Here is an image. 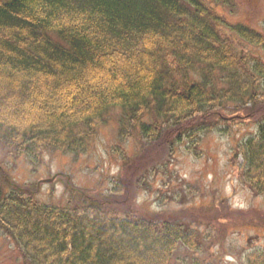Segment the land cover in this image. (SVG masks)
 I'll use <instances>...</instances> for the list:
<instances>
[{
  "label": "trees",
  "instance_id": "1",
  "mask_svg": "<svg viewBox=\"0 0 264 264\" xmlns=\"http://www.w3.org/2000/svg\"><path fill=\"white\" fill-rule=\"evenodd\" d=\"M261 26L230 23L204 0H0V143L33 165L44 151L82 153L118 108V139L133 128L138 153L153 149L136 171L164 145L196 151L202 134H225L218 123L229 107L262 109L234 157L240 182L264 198V60L249 52H264ZM111 188L58 206L0 170V232L24 264H171L179 245L198 248L176 220L108 211L122 193ZM243 264H264V251L245 252Z\"/></svg>",
  "mask_w": 264,
  "mask_h": 264
},
{
  "label": "rangeland",
  "instance_id": "2",
  "mask_svg": "<svg viewBox=\"0 0 264 264\" xmlns=\"http://www.w3.org/2000/svg\"><path fill=\"white\" fill-rule=\"evenodd\" d=\"M204 1L226 21L261 30L264 0ZM243 47L244 52L249 50ZM249 52L264 60L263 51L253 48ZM226 110L218 123L219 128L227 127L225 134H202L194 142L196 151L183 143L164 145L136 171L133 162L145 146L138 143L133 128L124 140L118 139L122 116L118 108L103 116L82 153L44 151L33 165L0 143V170L9 185L25 186L39 202L58 206L79 207L88 200L102 199L118 183L122 193L104 205L108 211L155 221L161 217L176 220L194 230L198 248L192 251L179 245L171 264H243L245 252L264 251V198L240 182L241 157L234 153L241 140L255 131L263 110ZM153 165L165 172L156 175L151 171ZM0 264H24L19 250L2 232Z\"/></svg>",
  "mask_w": 264,
  "mask_h": 264
},
{
  "label": "water",
  "instance_id": "3",
  "mask_svg": "<svg viewBox=\"0 0 264 264\" xmlns=\"http://www.w3.org/2000/svg\"><path fill=\"white\" fill-rule=\"evenodd\" d=\"M45 181H47V180H45Z\"/></svg>",
  "mask_w": 264,
  "mask_h": 264
}]
</instances>
